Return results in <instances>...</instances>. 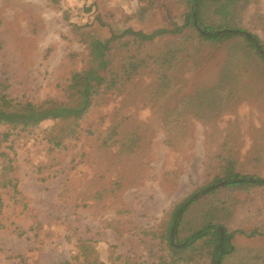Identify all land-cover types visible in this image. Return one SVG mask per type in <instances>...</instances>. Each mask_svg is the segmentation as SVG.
<instances>
[{
	"label": "rangeland",
	"instance_id": "obj_1",
	"mask_svg": "<svg viewBox=\"0 0 264 264\" xmlns=\"http://www.w3.org/2000/svg\"><path fill=\"white\" fill-rule=\"evenodd\" d=\"M238 1L247 4L239 25L258 37L264 54V0ZM215 5L207 7V15ZM185 12V0H0V83L16 101L66 102L71 74L89 64L84 43L89 34L107 38L109 24L144 32L173 28L184 23ZM182 34L188 39L180 46ZM182 34L167 35L143 49L132 46L130 53L145 57L146 64L117 87L100 89L75 122L45 120L0 141V152L12 159L19 191L15 195L0 188V264H151L158 252L149 230H162L166 213L211 180L221 145L231 148L241 174L264 178V96H258L264 84L247 83L245 76L227 86L229 95L223 93L229 110L202 122L190 117L188 109L183 137L167 144V111L183 99L198 100L234 51L246 48L240 39L198 45L195 33ZM172 43L192 54L159 70L168 75V86L155 95L160 73L148 57L158 46ZM258 63L252 75L263 74ZM88 76L98 83L103 67L90 69ZM3 131L6 127L0 125ZM231 196L236 210L226 225L245 231L236 233L232 244L264 254V235H246L255 226L264 228V187ZM209 204L214 203L202 199L188 209L185 230L198 209ZM185 235L180 232L171 243ZM206 254L207 249L192 252L190 264H208ZM239 261L235 257L228 263Z\"/></svg>",
	"mask_w": 264,
	"mask_h": 264
},
{
	"label": "trees",
	"instance_id": "obj_2",
	"mask_svg": "<svg viewBox=\"0 0 264 264\" xmlns=\"http://www.w3.org/2000/svg\"><path fill=\"white\" fill-rule=\"evenodd\" d=\"M185 3L184 23L174 25L173 28H156L151 32H144L132 28L121 30L116 24H109V37L101 39L89 34L90 36L88 35L84 40L89 64L85 69L71 74L65 89L69 98L66 102L54 99H47L40 103H33L28 100L16 101L4 92V87L0 83V125L6 127V131L0 134V141L6 140L10 133L15 130L26 131L45 120H71V122H75L80 119L87 113L92 105L93 96L100 89L110 90L117 87L120 81L129 80L132 75L139 72L142 65L146 64L145 57L136 58L134 54L130 53L132 46L143 49L145 45L152 44L157 39L161 40L167 35L179 36L183 31L195 33L198 45L240 39L246 48L245 50L237 48L234 51L222 69L219 78L204 91L207 96L205 93H199L197 95L198 100L183 99L173 109L167 111L164 127L168 145H173L175 136L183 137L181 134L182 126L185 125V119L188 115L204 122L209 118L215 119L229 110L231 108L230 101L223 100L224 92L228 91V95L231 93L230 89H227L228 85H237L245 76L247 83L262 86L261 83L264 84V70L262 75L256 76L250 72L258 70L254 69V64L260 68L258 61L264 69L263 49L257 44L259 42L258 37L239 25L240 15L247 5L246 2L240 4L238 0H185ZM212 4L216 5L213 6L210 15H207L206 9ZM187 39V35L182 34L177 43L181 46L183 41ZM178 44L158 46L155 54L150 56L148 54V58L153 59V64L158 67V73H160L158 85L154 89L155 95L164 92L168 86V75L159 70L163 67L172 68L175 63L183 62L192 54L188 48L179 46L180 49H178ZM122 51H125L126 54H122ZM115 57L120 58L119 62L115 60ZM99 66L103 67V76L98 83L92 84L88 71ZM230 71L233 74L229 73ZM260 90L262 91L258 96L263 97L264 86ZM212 96H217V98L214 99ZM188 109H190L189 114L186 116L185 111ZM123 146H125L124 143L121 147ZM230 149L221 145L220 150L214 156L218 159V165L214 167L216 171L211 180L195 188L177 202L169 213H166L168 218L165 220L162 230H149L151 233L149 239L153 241L151 246L156 247L158 252L157 260H152L151 264H190L192 262L190 254L192 252L199 253L205 249H207L208 264H227L231 258L234 259L235 257H240V261L236 264H264V254L234 247L232 244L234 235L245 231L241 228L230 229L226 225L236 210L234 203H231V200L234 199L231 194L238 191L250 194L252 191L264 187V178L241 174L238 171ZM0 157L2 159L0 188H8L12 194L18 195L17 180L13 176L12 159L5 152H0ZM220 183L221 185H218ZM222 189H226V193L221 197H216V194ZM207 198L209 202L214 204L198 209V215L194 217L192 226L185 230L183 218L188 213V209ZM2 207L3 199L0 192V211ZM180 232H186V235L177 244H172L171 242ZM246 232L249 237L264 235V228L255 226ZM170 243L171 246L169 247H159L161 245L168 246ZM167 248H171L168 253ZM61 264L71 263L65 261Z\"/></svg>",
	"mask_w": 264,
	"mask_h": 264
}]
</instances>
